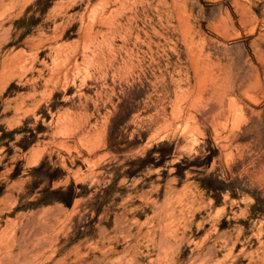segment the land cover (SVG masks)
<instances>
[{
  "label": "rangeland",
  "instance_id": "obj_1",
  "mask_svg": "<svg viewBox=\"0 0 264 264\" xmlns=\"http://www.w3.org/2000/svg\"><path fill=\"white\" fill-rule=\"evenodd\" d=\"M0 264H264V0H0Z\"/></svg>",
  "mask_w": 264,
  "mask_h": 264
}]
</instances>
